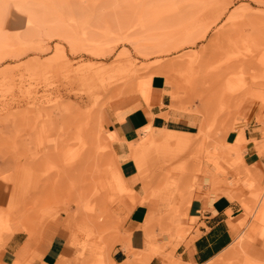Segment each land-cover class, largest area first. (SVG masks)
Listing matches in <instances>:
<instances>
[{
	"label": "rangeland",
	"instance_id": "rangeland-1",
	"mask_svg": "<svg viewBox=\"0 0 264 264\" xmlns=\"http://www.w3.org/2000/svg\"><path fill=\"white\" fill-rule=\"evenodd\" d=\"M29 1L30 10L46 6ZM83 6L76 18L88 17L95 6L94 18L100 17L92 24L104 29L107 21L113 29L107 38L95 29L99 47L71 46L46 32L33 38L43 39L44 47L19 46L14 36L27 35L25 21L11 2L2 7L0 41L8 37L15 46L0 60V189L2 209L11 217L10 229L0 231V250L17 232L28 245L60 228L66 246L55 264H111L107 254L124 232V200L136 206L148 201V193L173 197L191 183L215 198L238 195L244 209L243 231L209 264H264L262 255L249 254L264 239V184H256L244 164L247 140L237 128L257 115L264 149V0H87ZM47 7L54 14L45 12L43 21L58 23L61 12ZM63 19L59 23L71 28L73 22ZM121 26L129 31L117 30ZM156 76L164 78L169 109L197 131L148 125L135 140L119 138L112 121L122 123L142 104L150 106ZM231 131L235 142L226 141ZM125 161L136 164L144 198L123 176ZM165 204L153 228L160 254L133 255L129 262L157 255L166 264H183L175 250L191 228L176 218L190 202ZM23 256L14 264H25Z\"/></svg>",
	"mask_w": 264,
	"mask_h": 264
},
{
	"label": "crops",
	"instance_id": "crops-1",
	"mask_svg": "<svg viewBox=\"0 0 264 264\" xmlns=\"http://www.w3.org/2000/svg\"><path fill=\"white\" fill-rule=\"evenodd\" d=\"M164 89V78L154 77L151 82L150 106L142 104L126 115L122 123L114 119L110 129H113L119 138L129 137L131 140L137 139L138 131L148 125L177 133H195L197 130L194 126L183 122L184 117L173 114L169 109L170 97L164 93ZM256 116H248L249 121L238 125L237 128L243 130L247 140L242 153L244 164L255 183L259 185L264 184V149L258 145L263 137L259 131L260 125L255 122ZM237 138L236 132L231 131L226 136V141L235 142ZM121 171L128 185L130 182L136 191L137 198L143 197L145 189L142 187V182L135 181L138 172L136 164L133 161H125L121 164ZM203 185L206 186V183ZM194 190L191 183H186L185 188L181 190L184 192L173 193V197L164 193L153 195L148 193V201L136 206L124 200L122 210V214L125 215L124 232H119V235L115 236L118 243L110 254H107L110 263L140 264L135 261L129 262L131 256H144L157 252L160 254V249L155 244L153 228L161 224L160 218L167 208L165 203L172 201L190 202L189 207L184 209L183 215L176 218L178 225L182 226L186 219L191 228L190 236L175 250L178 260L183 264H205L227 249L243 231L240 221L244 218V209L238 195L230 200L225 196L215 198L212 193H207L205 190ZM4 203L5 195L0 189V208H5ZM151 211H153V221H150ZM174 231L177 233L178 230L174 228ZM27 240L28 237L21 232L15 233L8 239L0 250V264H14L23 255L25 264H55L66 246L60 228L49 229L37 244L30 242L27 245ZM253 247L264 257V239H258L253 243ZM94 255L95 253L91 254L90 262L95 260ZM145 260L146 264H166L157 255Z\"/></svg>",
	"mask_w": 264,
	"mask_h": 264
},
{
	"label": "bare ground",
	"instance_id": "bare-ground-1",
	"mask_svg": "<svg viewBox=\"0 0 264 264\" xmlns=\"http://www.w3.org/2000/svg\"><path fill=\"white\" fill-rule=\"evenodd\" d=\"M28 1L29 0H0V8H1V11L0 12H3V10L5 9V11L7 13V8H3L2 9V7H8L9 6V3L11 2V4L13 5V8L18 12V15L23 17V19L25 21V26L27 27V30H28V31H26L27 35L25 34V36L18 35L20 33V31H17L19 33L17 35L15 34V36L13 34V36L15 37L14 39H16L15 40L16 43L14 42L13 39H12L13 42H11V41L10 42H7L6 40H8V37L6 38V40L4 39V37H2L3 38V42H2L3 44L0 41V60H2L4 58L3 54L4 53H7L5 51H8V50L11 51V48L15 46V45L12 46V43H15V44H17L19 46H22V47L23 46H27V45H31V44L38 45V47L40 46V48H41V46L44 47V44L43 43H45V42H43V39H41V40L38 39L39 41H34L33 40V38H35L36 36L39 37L43 32H46V36L45 37H50L51 38V36L54 35V37H57L58 39L66 42V43H68L71 46H75V45H79V44L80 45H83V46H97V47L100 46V44L98 43L100 40L97 39L98 32H96V30H95L99 26L96 27V26H94L92 24L93 21H95L93 19H97L98 17H100V15H98L97 18L96 17L94 18L95 15L97 16V13L95 14V12H94L95 6L90 9V12H89V9H87L88 12H89V14H90V15H88V17L86 16V17L83 18L82 16H78L80 18H78V17L76 18V13L78 12V10H79L80 14H81V12L83 14V11H80V9H83L84 8L85 5L83 6V3H85V1H87V0H34V1H37L39 3L44 4L46 6H49V7H52V8L57 9L63 15V16H61L62 18L64 17L63 20L68 19L70 21L69 23H71V21H72L73 22V25L71 24L72 27L69 28V29H68V25L67 26L66 25L64 26V24L66 22L65 23L64 22H62V23L60 22L59 23V21H62V18L61 17H60L61 20L57 17L58 20H59L58 23H55V22H57V19L55 18L56 19V21H55V19L53 18L54 19L53 21H54L55 24L52 22V19L51 20H48L49 22L43 21L42 15H43V18L46 17L45 12L47 13V15H50L51 14V13H49V11H50L49 9L50 8L47 7L48 8V10H47L48 12L46 11V6L45 7H42L43 9H40L38 11H34L35 8H33V10H30V8H27L28 6H26V4L28 3ZM87 3H89V2H87ZM42 4H40V5H42ZM27 5H29V4H27ZM36 5H34V6H36ZM29 7H31V6L29 5ZM37 7H39V5ZM43 10H45V11L42 12ZM5 11L3 13H0V15H3V17H4L6 15ZM39 11H41V13H43V14H41ZM55 12H57V11H55ZM53 14H51V15H53ZM56 14L58 15V12ZM77 15H79V14H77ZM3 17L1 18V16H0V19H1L0 21L3 24V25L1 24L2 25L1 29H3V26H4V23L3 22L6 19V16H5L4 20H2ZM12 18L13 17H11V19ZM50 18H52V17L50 16ZM50 18L48 17V19H50ZM101 18H102V20L104 22L106 21V19L105 20L103 19V16H101ZM101 18H99L98 21L101 22V20H100ZM77 19H79V20L76 22ZM95 22H97V21H95ZM106 22L104 24L98 22V25L99 24L105 25L104 26V29L101 28V27H99V28H101V31H103V35H104L105 38H107L108 36H110V35L113 34V29L107 27L108 25L106 24ZM75 24H78L80 30L81 31L84 30V32L79 33L78 27L75 26ZM54 25H57L58 27L57 26L54 27ZM86 25H89L90 28H89V26L86 28ZM118 26H120V25H118ZM99 28H98V30H99ZM88 29H89V31H88ZM117 30H119L120 32H123V33H126V32L129 31V30L127 31L125 29V26L124 27L121 26ZM50 34H51V36H49ZM127 35L128 34H126V36ZM5 42H7L8 44L5 45L6 44ZM9 44L11 46H8ZM40 48H39V50H40ZM3 50H5V51L2 53ZM10 51H8V53ZM57 51H58V53L60 55H62V56L65 55V51H64V48L62 46H60L57 49ZM103 51H104L103 47H100L99 49H95V52L97 54H101ZM113 145L112 146H109V148L116 146V145H114V146ZM113 149H114L113 150V154H114V153H118L120 151L121 147L120 148L116 147V148H113ZM112 158L114 159V157H112ZM144 196H145V194L143 195V198H144ZM142 200H144V199H142ZM10 222H11L10 213H8V211L6 212L2 208H0V229L3 230L4 232L8 231L10 229ZM255 251L256 250L252 248L251 251L249 252V254H251L254 257ZM212 260L208 261L205 264L211 263ZM146 262L147 261L144 260L143 264H146Z\"/></svg>",
	"mask_w": 264,
	"mask_h": 264
}]
</instances>
